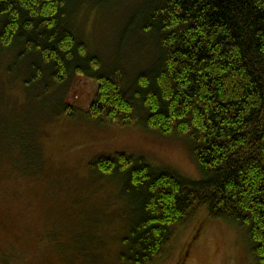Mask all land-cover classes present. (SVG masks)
Segmentation results:
<instances>
[{"label":"trees","instance_id":"trees-1","mask_svg":"<svg viewBox=\"0 0 264 264\" xmlns=\"http://www.w3.org/2000/svg\"><path fill=\"white\" fill-rule=\"evenodd\" d=\"M86 2L0 0V50L27 63L26 85H42L40 95L62 92L59 114H75L64 106L75 78L93 80L89 122L126 127L144 118L147 130L188 142L203 175L192 182L124 153L91 163L133 206L121 263L158 264L175 231L206 210L243 230L264 264V0H137L129 26L141 22L154 52L134 76L121 58L105 65L77 34Z\"/></svg>","mask_w":264,"mask_h":264},{"label":"rangeland","instance_id":"rangeland-1","mask_svg":"<svg viewBox=\"0 0 264 264\" xmlns=\"http://www.w3.org/2000/svg\"><path fill=\"white\" fill-rule=\"evenodd\" d=\"M137 8V0H87L74 18L77 34L105 65L121 58L133 76L154 52L141 22L129 26ZM13 58L0 50V264H122L133 206L121 184L100 179L91 163L124 153L200 182L188 142L147 130L144 118L126 127L89 122L98 84L83 77L64 97L74 116L59 114L62 92L40 95L42 85L27 86V63ZM158 264L255 261L243 230L201 210L175 231Z\"/></svg>","mask_w":264,"mask_h":264}]
</instances>
